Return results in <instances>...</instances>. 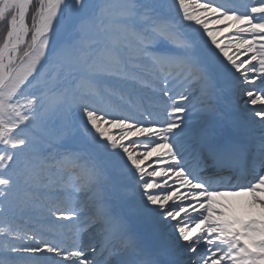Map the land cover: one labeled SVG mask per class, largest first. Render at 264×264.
I'll return each mask as SVG.
<instances>
[{
  "label": "snow or ice",
  "instance_id": "6c2138e0",
  "mask_svg": "<svg viewBox=\"0 0 264 264\" xmlns=\"http://www.w3.org/2000/svg\"><path fill=\"white\" fill-rule=\"evenodd\" d=\"M0 25V264H264V0H0Z\"/></svg>",
  "mask_w": 264,
  "mask_h": 264
},
{
  "label": "bare ground",
  "instance_id": "6f19581e",
  "mask_svg": "<svg viewBox=\"0 0 264 264\" xmlns=\"http://www.w3.org/2000/svg\"><path fill=\"white\" fill-rule=\"evenodd\" d=\"M245 199L246 198H242V197H228L227 198L228 201H231L234 203V205H236V207H235L236 214H243L244 209L242 207H240V205L243 204Z\"/></svg>",
  "mask_w": 264,
  "mask_h": 264
},
{
  "label": "rangeland",
  "instance_id": "374dc122",
  "mask_svg": "<svg viewBox=\"0 0 264 264\" xmlns=\"http://www.w3.org/2000/svg\"><path fill=\"white\" fill-rule=\"evenodd\" d=\"M210 27H211V25H210ZM225 35H227V34H225ZM231 54V53H230ZM149 170H151V169H149ZM226 200H227V198H225Z\"/></svg>",
  "mask_w": 264,
  "mask_h": 264
},
{
  "label": "trees",
  "instance_id": "16d2710c",
  "mask_svg": "<svg viewBox=\"0 0 264 264\" xmlns=\"http://www.w3.org/2000/svg\"><path fill=\"white\" fill-rule=\"evenodd\" d=\"M0 27H2V25H0Z\"/></svg>",
  "mask_w": 264,
  "mask_h": 264
}]
</instances>
